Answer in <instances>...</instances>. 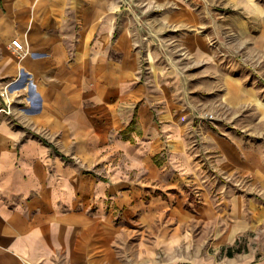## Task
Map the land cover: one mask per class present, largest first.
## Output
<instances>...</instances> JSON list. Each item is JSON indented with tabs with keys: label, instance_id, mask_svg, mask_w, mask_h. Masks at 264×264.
Segmentation results:
<instances>
[{
	"label": "crops",
	"instance_id": "1",
	"mask_svg": "<svg viewBox=\"0 0 264 264\" xmlns=\"http://www.w3.org/2000/svg\"><path fill=\"white\" fill-rule=\"evenodd\" d=\"M167 40L183 54L146 73ZM1 89L0 264H102L117 209L206 200L212 169L264 190V146L231 129L264 131V0H0Z\"/></svg>",
	"mask_w": 264,
	"mask_h": 264
},
{
	"label": "rangeland",
	"instance_id": "2",
	"mask_svg": "<svg viewBox=\"0 0 264 264\" xmlns=\"http://www.w3.org/2000/svg\"><path fill=\"white\" fill-rule=\"evenodd\" d=\"M170 42L166 41L167 46H149L154 61L145 62L146 73L171 69L174 64L167 56L183 54L182 48ZM237 56V60L239 56L246 58ZM180 67L185 73L181 76H185L189 65L181 63ZM244 72L252 71L246 68ZM214 115L226 117L224 112ZM236 124L230 125L231 129L245 142L261 141L264 146V131L253 133L251 127ZM208 153L209 160L215 162L218 152L211 149ZM212 170L202 180L206 200L197 184L185 186L182 192L170 190L169 195L164 194L166 202L160 198L150 201L147 213L124 216L117 209L116 243L102 264H264V190L255 186L250 176L221 168ZM237 194L243 196L241 210L232 201Z\"/></svg>",
	"mask_w": 264,
	"mask_h": 264
},
{
	"label": "built area",
	"instance_id": "3",
	"mask_svg": "<svg viewBox=\"0 0 264 264\" xmlns=\"http://www.w3.org/2000/svg\"><path fill=\"white\" fill-rule=\"evenodd\" d=\"M11 44L14 48V51L21 55V54H24L26 52V49L24 47V44L21 40H19L18 38H15V39H12L11 41ZM0 96L4 97V98H7L8 99V92L6 89H1L0 90ZM9 101V100H8ZM9 104V103H8ZM206 117L210 120L214 119L215 118V115L213 113H208L206 115Z\"/></svg>",
	"mask_w": 264,
	"mask_h": 264
},
{
	"label": "trees",
	"instance_id": "4",
	"mask_svg": "<svg viewBox=\"0 0 264 264\" xmlns=\"http://www.w3.org/2000/svg\"><path fill=\"white\" fill-rule=\"evenodd\" d=\"M132 123H135V120L133 119ZM156 159V163H158L157 161V156H154V160ZM180 264H191V263H180Z\"/></svg>",
	"mask_w": 264,
	"mask_h": 264
}]
</instances>
